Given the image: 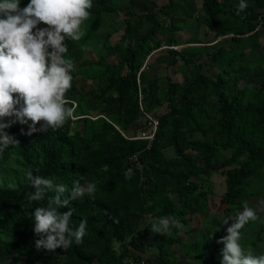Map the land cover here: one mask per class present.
<instances>
[{
  "label": "trees",
  "instance_id": "obj_1",
  "mask_svg": "<svg viewBox=\"0 0 264 264\" xmlns=\"http://www.w3.org/2000/svg\"><path fill=\"white\" fill-rule=\"evenodd\" d=\"M188 1L165 0L160 12L167 23H160L154 12L142 33L147 17L136 13L133 2L117 6L113 0H92L99 5L89 9L84 36L65 40L66 59L79 61L95 46L97 60L81 64L82 77L97 82V88L80 99L76 114L82 117L73 127L69 119L56 131L32 136L22 134L24 127L18 123L6 129L19 143L0 153V261L18 255L20 264H121L129 258L136 263L180 264L181 255L196 264H221L224 245L217 240L228 234L232 223L223 220L235 219L251 198L264 200V0H248L239 16L234 0H203L200 11L198 0L190 7ZM28 3L20 0L19 6ZM108 12L124 14L125 31L113 46L109 31L93 43ZM198 12L216 38L226 42L169 49L172 64L161 85L147 66L142 70L145 61L165 45L169 32L168 46H179L173 35L196 26ZM181 13L187 18L179 21ZM106 52L115 56L107 59ZM209 61L219 69L216 76L203 72ZM152 68L157 73L159 67ZM174 76H182L183 82ZM253 79L259 80L258 86ZM148 115L159 122L154 139H131L150 128ZM169 151L173 156H167ZM127 169H132L131 179L125 178ZM29 170L69 189L77 181L82 186L96 184L94 199L85 195L70 201L72 225L88 222L81 244L73 243L66 251L35 248L39 237L27 215L44 206L47 198L29 202ZM216 175L224 181L220 191L213 182ZM9 183L16 189L9 190ZM196 215L205 219L201 229L189 234L194 239L188 243L180 237L185 230L151 232L152 218L170 216L187 226ZM258 222L250 221L241 230L252 245Z\"/></svg>",
  "mask_w": 264,
  "mask_h": 264
},
{
  "label": "clouds",
  "instance_id": "obj_2",
  "mask_svg": "<svg viewBox=\"0 0 264 264\" xmlns=\"http://www.w3.org/2000/svg\"><path fill=\"white\" fill-rule=\"evenodd\" d=\"M19 5L20 0H0V153L19 143L14 135L6 131L14 124L22 125L24 129H21V133L27 136L35 132L56 131L69 119L72 122L69 126H75L82 117L76 114V110L80 107L83 93H86L82 86L77 85V77L85 81L81 75L85 55L79 61L66 59L68 47L65 40L79 41L84 36L82 25L89 18L92 0H29L25 7ZM247 7L246 0H239L236 14L239 16ZM41 24L47 27L40 28ZM101 117L110 122L105 116ZM148 118L152 122L157 121L150 115ZM116 128L120 130V127ZM142 132L139 131L131 139L145 140L139 138ZM124 175L126 179H131L132 169H127ZM25 178L33 189L27 194L29 202L38 203L47 198L44 206L35 207L27 215L34 221L32 231L39 237L35 241V248L38 251L54 252L58 248L66 251L73 243L81 244L87 235L88 222L81 220L78 227L73 226V209L69 205L71 200L85 195L94 199L96 184L82 186L77 181L69 189L62 183L34 175L31 170L25 174ZM7 187L15 190L17 186L9 183ZM67 193L70 196H66ZM64 207L69 210L61 212L60 209ZM258 208L264 210V200L259 202ZM257 211V208L245 203L243 211L237 212L235 219L228 217L223 220V224H228L229 220L232 223L227 228L228 234L217 240V243L224 245L220 252L221 264H264V255H256L257 238L253 237L256 244L252 245L250 240H244L241 232L246 224L259 218ZM149 222L151 232L160 235L169 234L173 228L187 230L188 234L201 229V223L191 228L189 224L182 225L170 216L152 218ZM186 232L181 235L193 241L194 238L186 235ZM180 258L184 257L180 255ZM184 261L185 264H196L190 260ZM121 264L145 262L136 263L129 258Z\"/></svg>",
  "mask_w": 264,
  "mask_h": 264
},
{
  "label": "rangeland",
  "instance_id": "obj_3",
  "mask_svg": "<svg viewBox=\"0 0 264 264\" xmlns=\"http://www.w3.org/2000/svg\"><path fill=\"white\" fill-rule=\"evenodd\" d=\"M129 1L133 2L134 5L137 7V10L139 12V14H144L146 15V19L143 22V25L141 27V32L142 33H146V31L149 28V25L152 22V18L149 17V15H151L154 12L158 13V20L160 23L162 24H166L167 23V17L163 14H161L160 10L161 7L165 4V0H113V3L117 6H125L129 3ZM153 2V4H152ZM235 4L238 5L239 0H234ZM247 4L249 3L248 0H246ZM203 3V0H198V8L200 11L201 5ZM189 7L192 4V0L188 1ZM92 8L96 7L99 5V3H92ZM189 10V9H186ZM136 11V13H138ZM190 13V12H189ZM106 16L104 17V23L102 24V26L100 27V29L97 32V35H93V37L95 39L92 40L93 43L96 42V39H103L101 38V34L103 32L109 31L112 32V35L110 37V45H115L116 41L118 39L121 38L122 34L125 31V27H126V23H125V19H124V14L123 13H105ZM196 19H198V24L196 26H189L187 28H185L182 31H177L173 36L175 37V39L178 41L177 44H179L178 47H173V46H168V38L172 36V34L169 32L168 34H166V36L164 37V46L159 49L158 51L153 52L145 61L142 70L146 67L147 72L150 74V77H155L157 76L160 79V84L164 85L166 82V74H168L170 72V69L168 68L171 64H172V57L170 55H168V50L169 49H179L182 47H189V46H210L213 44H218V45H223V42H226V38H222V37H217L216 38V33L205 24L203 15L201 12L196 13V15L194 16ZM185 18H187V16L184 13H181L178 16L179 21L181 20H185ZM193 19V18H192ZM192 19L188 18L186 21L187 22H192ZM181 23V22H180ZM181 25V24H180ZM46 26L44 24H41L40 28ZM182 26V25H181ZM47 27V26H46ZM35 31V30H33ZM260 43H261V49H260V53L262 56H264V34L262 35L261 39H260ZM225 46H228V43H225ZM103 49V48H102ZM95 51V46L92 44L91 47H89L86 52H85V56H84V61L85 60H97L96 59V54L94 53ZM105 56L107 59H111L115 56V52H106ZM205 60V59H204ZM153 65H156L159 67L157 73L154 72V69L152 68ZM78 71V69H77ZM127 70L124 71V73H126ZM203 72L208 75V76H216L219 73V69L218 67L211 61H209V63H207V65L204 67ZM187 73V72H186ZM189 73V70H188ZM185 75V74H184ZM186 76H189L188 74H186ZM174 80L176 82L180 81L183 82V77L182 76H174ZM252 83H255L257 86L259 85V80L258 79H253L251 81ZM77 85L82 86L83 90L86 93L92 92L93 89L97 88V82H93V81H84L82 80L80 77H77ZM243 85H246V82H243ZM156 94L158 93V90L155 91ZM66 98V97H65ZM67 99V98H66ZM168 157L173 156V152L169 151L167 153ZM213 182L215 184V187L218 191L221 190V188H223L224 186V181L223 178L219 175L214 176L213 178ZM174 198H176L177 196L174 195ZM249 202H247V205L249 207L252 208H257V215H258V219L259 222L256 225V228H254L253 230V234L255 236V238H257L258 241V247H257V256L259 255H264V210H260L258 208L259 202L262 201L261 198H251L248 200ZM193 207V204H192ZM205 219V217L200 216V215H196L194 216L190 223L189 226L192 228L194 226L199 225L201 222H203V220ZM230 226V224H228V227ZM191 228H188L189 230ZM187 230H185L186 232ZM187 233V232H186ZM187 235H189L187 233ZM180 237H182V241L185 243H188V241L190 240V238L188 236H184L181 235ZM150 256H152V253L150 254ZM23 260L18 256V255H14V256H10V257H4L1 259V264H20ZM179 262L185 264L184 258H180Z\"/></svg>",
  "mask_w": 264,
  "mask_h": 264
},
{
  "label": "built area",
  "instance_id": "obj_4",
  "mask_svg": "<svg viewBox=\"0 0 264 264\" xmlns=\"http://www.w3.org/2000/svg\"><path fill=\"white\" fill-rule=\"evenodd\" d=\"M157 124V121L152 122L150 129L148 131L142 132L139 138L152 141L155 135Z\"/></svg>",
  "mask_w": 264,
  "mask_h": 264
}]
</instances>
